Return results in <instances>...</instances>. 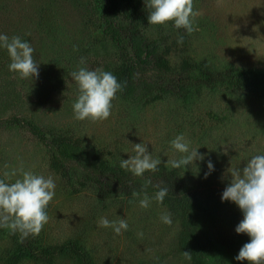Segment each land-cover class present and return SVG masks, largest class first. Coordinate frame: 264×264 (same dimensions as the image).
<instances>
[{
    "label": "rangeland",
    "instance_id": "rangeland-1",
    "mask_svg": "<svg viewBox=\"0 0 264 264\" xmlns=\"http://www.w3.org/2000/svg\"><path fill=\"white\" fill-rule=\"evenodd\" d=\"M194 6L198 31L188 35L172 23L149 24L144 0H0V34L29 42L39 64L38 78L21 79L0 48V173L17 171L8 180L14 182L22 168L56 184L38 236L22 239L0 228V264H247L235 259L250 239L235 232L243 214L221 196L230 167L264 155V0H194ZM105 9L120 16L126 43L154 42L156 62L146 80L129 78L121 48L104 33ZM81 57L90 70L111 72L125 85L106 121L74 118L79 92L70 74ZM181 134L204 160L173 169L167 160L180 154L171 141ZM63 139L78 145L87 168L54 157L50 144ZM138 143L161 159L144 178L120 167ZM209 160L214 171L205 179ZM171 171L183 177L179 191L201 198L202 211L187 216L170 192L156 202L155 185ZM147 178L152 184L145 188ZM145 191L147 209L139 204ZM166 212L171 226L160 219ZM102 217L123 218L128 230L116 235L98 225Z\"/></svg>",
    "mask_w": 264,
    "mask_h": 264
},
{
    "label": "clouds",
    "instance_id": "clouds-1",
    "mask_svg": "<svg viewBox=\"0 0 264 264\" xmlns=\"http://www.w3.org/2000/svg\"><path fill=\"white\" fill-rule=\"evenodd\" d=\"M148 9V23L152 25H167L172 23L176 29H183L188 35L198 31L196 18L200 15L195 10L194 0H144ZM184 37L177 39L183 44ZM0 48L7 50L11 63L9 70L18 73L21 79H30L32 82L39 76V64L35 61L34 48L20 36L9 38L0 34ZM74 50H77L74 46ZM81 67L70 75L76 82L79 95L73 104L74 118L79 121L89 120L93 123L103 122L112 114L113 101L116 94L123 90L125 85L118 82L116 76L102 69L90 70L85 65V59H80ZM190 141L181 134L171 141V146L180 154L179 159L167 160L166 165L173 169L192 165L195 161L204 160L198 153V148H190ZM134 155L129 159H122L120 167L136 177L144 178V174L157 172L161 164L160 158H153L145 143L134 144ZM206 179L214 171L211 160L207 163ZM20 178L8 183L17 175V171L5 172L0 178V228L8 229L11 234L19 233L21 238L38 236L49 221L47 207L55 196L56 184L51 176L45 178L34 172L19 169ZM230 182L222 193L221 200L233 202L243 214V219L235 228L237 234H246L250 239L239 250L235 257L237 261H246L247 264H264V155L251 157L243 168L230 167ZM152 184L147 178L145 188ZM159 190L154 199L163 203L168 195L167 187L155 185ZM134 197L140 196L133 191ZM140 207L147 209L151 200L144 192L139 201ZM161 221L171 226V213H164ZM98 225L112 228L116 235L128 230V223L121 218L118 221H109L102 217ZM142 236V233L140 234ZM186 260H192V253L184 251Z\"/></svg>",
    "mask_w": 264,
    "mask_h": 264
},
{
    "label": "trees",
    "instance_id": "trees-1",
    "mask_svg": "<svg viewBox=\"0 0 264 264\" xmlns=\"http://www.w3.org/2000/svg\"><path fill=\"white\" fill-rule=\"evenodd\" d=\"M109 9H105L103 13V19L105 22L104 33L111 37L117 42L122 51V57L126 61V71L131 80L134 79H147L146 73L155 64V59L152 57L151 50L153 49L154 42L144 44V39L140 38L136 43H126L122 37L125 27L117 13H111ZM262 96H264V93ZM16 120H21L16 117ZM28 128L45 144H48L47 138L36 130L32 125H28ZM54 152L55 158H60L64 162H69L70 160H76L81 166L87 168V161L83 153H80V148L78 145L71 143L65 139L59 140L57 143L50 144ZM123 176V175H122ZM122 176L114 177L115 180L112 181L113 186L123 182ZM0 178L4 176L0 173ZM6 182H9L6 180ZM119 182V183H118ZM184 182L183 177L179 176L176 172L171 171L165 173V179L162 180L161 187H167L169 192L177 198L184 213L190 217L194 213H199V210H203V202L196 193L189 192L186 188L179 191L180 185ZM123 186H126L128 182ZM121 186V185H119ZM124 188V187H119ZM188 192V193H187ZM197 195V196H196ZM193 197V198H192ZM199 209V210H198ZM205 213V211H204Z\"/></svg>",
    "mask_w": 264,
    "mask_h": 264
}]
</instances>
